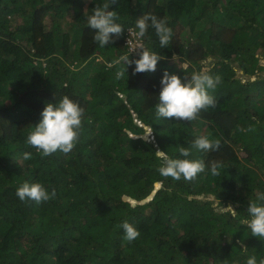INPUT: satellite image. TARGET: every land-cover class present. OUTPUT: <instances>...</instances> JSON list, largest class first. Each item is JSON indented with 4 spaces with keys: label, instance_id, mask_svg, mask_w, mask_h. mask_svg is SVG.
Returning a JSON list of instances; mask_svg holds the SVG:
<instances>
[{
    "label": "trees",
    "instance_id": "obj_1",
    "mask_svg": "<svg viewBox=\"0 0 264 264\" xmlns=\"http://www.w3.org/2000/svg\"><path fill=\"white\" fill-rule=\"evenodd\" d=\"M106 2L0 0V264H246L250 256L259 264L264 240L243 221L264 193V0H115L108 10L124 31L102 48L87 18ZM145 14L166 18L173 37L161 48L149 27L143 44L164 59L133 74L140 56L125 31H138ZM126 54L131 64L108 66ZM206 59L209 75L221 77L208 90L216 107L194 121L157 119L164 71L190 78ZM64 96L85 109L79 142L41 158L27 135ZM249 125L255 131H240ZM200 136L219 139V150L194 148ZM157 150L203 160L205 171L191 182L165 178ZM212 162L222 163L220 176ZM25 182L56 196L21 201ZM124 221L140 232L132 243Z\"/></svg>",
    "mask_w": 264,
    "mask_h": 264
},
{
    "label": "clouds",
    "instance_id": "obj_2",
    "mask_svg": "<svg viewBox=\"0 0 264 264\" xmlns=\"http://www.w3.org/2000/svg\"><path fill=\"white\" fill-rule=\"evenodd\" d=\"M115 3V0H108L102 6L96 5L91 15L87 18L88 27L94 30L93 40L98 42L100 47H105L113 43V37L119 38L124 31L121 24L117 23L119 16L116 11H109V3ZM149 27L154 28L155 34L159 39L161 48H166L170 44L173 31L168 26L166 18L161 19L152 14H145L136 20L135 33L138 43L133 51L139 50L140 58L135 63L133 74L155 72L158 61L164 59L161 55L150 51L143 44ZM125 40V38H124ZM177 57L173 56V61ZM124 62L131 64L129 56L122 55L118 59L112 61L109 67ZM124 72H117V79L123 77ZM221 83L219 75L213 77L209 75L207 70L193 72L190 78L183 79L176 74H169L164 71L160 80L161 89L158 95L159 103L155 105L156 118H164L176 121H194L199 117L202 110L215 108L217 101L208 90H215L217 85ZM85 109L78 102L71 100L68 96H64L55 104L48 103L41 112L42 119L29 132L26 144L33 147L41 158L51 156L56 152L63 154L70 153L79 142L82 132V121ZM242 132H253L255 127L249 125L247 128H241ZM149 130L146 131V134ZM145 135V134H143ZM221 146L219 139H210L208 136H200L195 139L193 147L197 150L209 152L217 151ZM179 153L183 157L191 155L190 149L185 147L179 148ZM156 158L161 162L158 171L165 178H172L175 181L184 179L185 181H195L200 173L205 171V163L203 160L190 159H173L162 150L155 151ZM32 153L25 152L24 160H30ZM223 165L220 162H212L210 167L211 175L220 176ZM157 188L161 185L157 183ZM16 195L21 201L32 200L37 205L54 199L56 196L55 189L49 193L41 183H23L16 190ZM258 202H249L247 208L249 219H245L243 223L251 230V235L264 240V193L258 194ZM234 211L231 206L227 207ZM118 227L123 229V239L128 243L136 241L140 232L129 222L124 221ZM243 250L247 251V247L240 242ZM246 264H258L256 256H250ZM259 264H264V258L259 260Z\"/></svg>",
    "mask_w": 264,
    "mask_h": 264
},
{
    "label": "built area",
    "instance_id": "obj_3",
    "mask_svg": "<svg viewBox=\"0 0 264 264\" xmlns=\"http://www.w3.org/2000/svg\"><path fill=\"white\" fill-rule=\"evenodd\" d=\"M136 32H137V30H135V29H133L131 27H128L126 29V31H125V40H124V42L128 45V49L131 52L138 53L139 50L133 51L136 48L137 43H138V38L136 37V34H135Z\"/></svg>",
    "mask_w": 264,
    "mask_h": 264
},
{
    "label": "rangeland",
    "instance_id": "obj_4",
    "mask_svg": "<svg viewBox=\"0 0 264 264\" xmlns=\"http://www.w3.org/2000/svg\"><path fill=\"white\" fill-rule=\"evenodd\" d=\"M259 58H260V62H261V64H263L264 65V54H260L259 55ZM211 64V61H210V59H206V64L204 65V67L202 68L203 70H208L209 69V65ZM262 71H264V68L262 69ZM236 75H241V70L240 69H238L237 71H236ZM144 134V133H143ZM214 204H216V201H214Z\"/></svg>",
    "mask_w": 264,
    "mask_h": 264
}]
</instances>
